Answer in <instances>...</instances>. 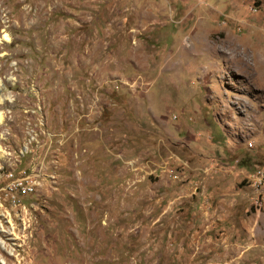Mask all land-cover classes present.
<instances>
[{"label": "rangeland", "instance_id": "1", "mask_svg": "<svg viewBox=\"0 0 264 264\" xmlns=\"http://www.w3.org/2000/svg\"><path fill=\"white\" fill-rule=\"evenodd\" d=\"M0 113V264H264V0H0Z\"/></svg>", "mask_w": 264, "mask_h": 264}, {"label": "built area", "instance_id": "2", "mask_svg": "<svg viewBox=\"0 0 264 264\" xmlns=\"http://www.w3.org/2000/svg\"><path fill=\"white\" fill-rule=\"evenodd\" d=\"M23 154V153H22ZM257 186L264 185V172H258ZM6 182L3 186H0V208L7 202L8 204L17 205L19 203V197L29 196L34 194L40 182L38 181V175L34 172L33 168L29 170L21 169L18 172L11 170L5 174ZM256 205L260 207V204L256 202ZM257 207V211L259 210Z\"/></svg>", "mask_w": 264, "mask_h": 264}, {"label": "bare ground", "instance_id": "3", "mask_svg": "<svg viewBox=\"0 0 264 264\" xmlns=\"http://www.w3.org/2000/svg\"><path fill=\"white\" fill-rule=\"evenodd\" d=\"M5 38H7V36H5ZM2 118H3V116H2V114L0 113V122L2 121Z\"/></svg>", "mask_w": 264, "mask_h": 264}]
</instances>
